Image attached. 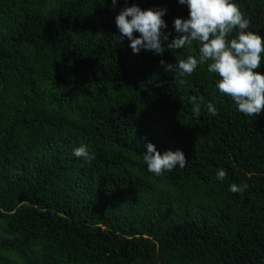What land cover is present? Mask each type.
Listing matches in <instances>:
<instances>
[{
    "label": "trees",
    "instance_id": "16d2710c",
    "mask_svg": "<svg viewBox=\"0 0 264 264\" xmlns=\"http://www.w3.org/2000/svg\"><path fill=\"white\" fill-rule=\"evenodd\" d=\"M235 2L264 37V0ZM132 4L165 8L169 39L188 16L177 0H0V264L264 261V109L237 112L206 65L163 70L195 44L133 53L115 25ZM148 142L185 167L148 172ZM81 143L95 159L73 157Z\"/></svg>",
    "mask_w": 264,
    "mask_h": 264
},
{
    "label": "clouds",
    "instance_id": "9594fccd",
    "mask_svg": "<svg viewBox=\"0 0 264 264\" xmlns=\"http://www.w3.org/2000/svg\"><path fill=\"white\" fill-rule=\"evenodd\" d=\"M186 5L187 18L173 20V29L179 35L169 39L170 33L163 31L167 27L162 18L165 8L142 9L137 4L123 7L115 16V25L119 39L127 38L133 53L141 49L162 55L165 50H191L198 46V55H187L173 63L160 60L165 72H176L180 77L191 75L198 65H206L209 74L218 77L215 87L219 93L229 97L237 112L245 117L259 115L264 109V73L254 71L264 62V37L250 30L249 19L241 12L235 0H177ZM117 0H111L115 6ZM138 33V35H133ZM214 77V78H215ZM180 83H184L181 79ZM196 101L192 111L200 113V101ZM202 100V98H201ZM211 116L218 114L212 102L205 104ZM143 162L147 171L160 176L173 169H183L186 158L182 150L168 149L161 153L154 144H145ZM73 157L90 161L95 159L89 147L81 143L72 151ZM224 169L215 172V179L223 182ZM247 183L228 185L231 193L247 190ZM264 264V261H262Z\"/></svg>",
    "mask_w": 264,
    "mask_h": 264
}]
</instances>
